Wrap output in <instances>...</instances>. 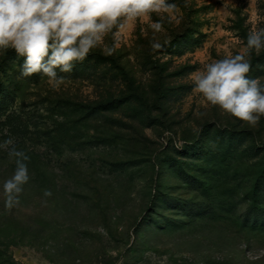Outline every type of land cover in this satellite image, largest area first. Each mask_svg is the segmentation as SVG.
Masks as SVG:
<instances>
[{
    "label": "rangeland",
    "instance_id": "374dc122",
    "mask_svg": "<svg viewBox=\"0 0 264 264\" xmlns=\"http://www.w3.org/2000/svg\"><path fill=\"white\" fill-rule=\"evenodd\" d=\"M167 2L179 23L164 24L161 50L139 20L114 54L58 72L59 90L0 53V122L21 117L0 124V144L13 141L0 147V264L4 250L12 264H264V116L250 127L222 114L193 82L242 51L257 14L264 28V0ZM250 60L247 78L264 84V50ZM73 103L101 109L89 118ZM12 147L30 179L7 210Z\"/></svg>",
    "mask_w": 264,
    "mask_h": 264
},
{
    "label": "clouds",
    "instance_id": "9594fccd",
    "mask_svg": "<svg viewBox=\"0 0 264 264\" xmlns=\"http://www.w3.org/2000/svg\"><path fill=\"white\" fill-rule=\"evenodd\" d=\"M177 5L167 0H0V53L13 49L24 57L20 76L33 74L47 77L53 90H59L76 63H82L95 49L104 55L116 51L121 30L145 21L151 30L152 52L161 50L170 41L161 43L158 36L166 35L165 23L176 21ZM153 14L157 19H153ZM257 25L247 34L246 45L235 55L206 61L194 76L195 90L206 101L230 115L256 127L264 116V84L259 78L249 79L250 56L264 50V28ZM112 39L109 44L108 39ZM13 141H4L7 148ZM15 158L12 176L3 182L4 207L11 210L19 204L23 186L29 181L28 155L12 147ZM44 197L52 195L45 189ZM46 205L47 201H42Z\"/></svg>",
    "mask_w": 264,
    "mask_h": 264
},
{
    "label": "trees",
    "instance_id": "16d2710c",
    "mask_svg": "<svg viewBox=\"0 0 264 264\" xmlns=\"http://www.w3.org/2000/svg\"><path fill=\"white\" fill-rule=\"evenodd\" d=\"M0 90H4V89H0ZM6 95L7 94L4 92V95L2 97L4 98V97H6ZM4 104H5V102H4ZM4 104H3V99L0 97V107L4 106ZM78 104H80V103H73L72 105L77 107ZM80 106H82L85 110V117H89V118L93 117V115H96L97 113H99V111L101 109V108H99V106H95V105H91V104H80ZM6 112H7V110H6ZM13 113L14 112H9L6 115H4V120L2 122H0V124H6L11 119L12 116H17V117L21 118L19 115L13 114ZM0 116H1V113H0ZM69 130H71V129H69ZM67 131H68V128H67ZM46 135H49V134L46 133ZM48 139H49V137H48ZM255 191H257V189ZM242 224L244 226H248L247 223H242ZM251 227L253 228L256 226L251 225ZM4 249H6V246H4ZM3 263L4 264H12V258L6 254V250H4V261H3Z\"/></svg>",
    "mask_w": 264,
    "mask_h": 264
}]
</instances>
